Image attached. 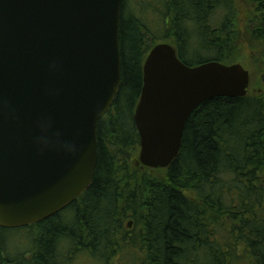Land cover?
Wrapping results in <instances>:
<instances>
[{
    "label": "trees",
    "instance_id": "trees-1",
    "mask_svg": "<svg viewBox=\"0 0 264 264\" xmlns=\"http://www.w3.org/2000/svg\"><path fill=\"white\" fill-rule=\"evenodd\" d=\"M160 43L188 66L238 63L256 79L245 97L203 103L178 158L151 169L139 160L134 114L144 62ZM120 50L122 84L98 124L92 185L40 223L0 227V264L79 255L96 264H264V0H124Z\"/></svg>",
    "mask_w": 264,
    "mask_h": 264
},
{
    "label": "water",
    "instance_id": "water-1",
    "mask_svg": "<svg viewBox=\"0 0 264 264\" xmlns=\"http://www.w3.org/2000/svg\"><path fill=\"white\" fill-rule=\"evenodd\" d=\"M123 2L0 0L1 228L40 223L92 185L98 124L122 84ZM143 72L134 121L140 163L151 169L178 158L203 103L245 97L251 84L243 65L191 67L169 43L151 49Z\"/></svg>",
    "mask_w": 264,
    "mask_h": 264
},
{
    "label": "rangeland",
    "instance_id": "rangeland-1",
    "mask_svg": "<svg viewBox=\"0 0 264 264\" xmlns=\"http://www.w3.org/2000/svg\"><path fill=\"white\" fill-rule=\"evenodd\" d=\"M132 1L134 2V0H132ZM240 4L244 7H238L239 14H241V16L247 14L248 13L247 11H249V9L247 8V5L243 1H241ZM250 74H251V78L253 77L256 79V75H254L252 72H250ZM250 88H251V84H250ZM250 88H249V90H250ZM121 261H122V259H121ZM121 261L119 260L120 263H121ZM70 264H96V263L86 256L79 255V256H76L75 258H72Z\"/></svg>",
    "mask_w": 264,
    "mask_h": 264
}]
</instances>
